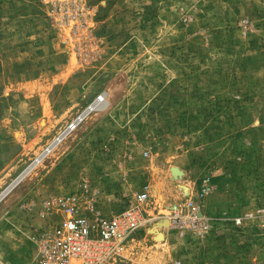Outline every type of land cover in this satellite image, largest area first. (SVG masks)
I'll return each instance as SVG.
<instances>
[{
	"label": "rangeland",
	"instance_id": "rangeland-1",
	"mask_svg": "<svg viewBox=\"0 0 264 264\" xmlns=\"http://www.w3.org/2000/svg\"><path fill=\"white\" fill-rule=\"evenodd\" d=\"M28 167L3 260L37 258L61 197L109 216L145 190L101 264H264V0H0V195Z\"/></svg>",
	"mask_w": 264,
	"mask_h": 264
},
{
	"label": "built area",
	"instance_id": "built-area-1",
	"mask_svg": "<svg viewBox=\"0 0 264 264\" xmlns=\"http://www.w3.org/2000/svg\"><path fill=\"white\" fill-rule=\"evenodd\" d=\"M83 117L77 124H69L67 129H73ZM147 199L145 190L136 192L120 209L106 216L90 203L82 209L76 197H61L57 206L64 218L58 226L40 233L39 254L29 264H73L75 260L83 264H101L107 261L118 245L149 220L142 208ZM191 215L195 222L196 209H192ZM0 264L13 263L0 258Z\"/></svg>",
	"mask_w": 264,
	"mask_h": 264
},
{
	"label": "bare ground",
	"instance_id": "bare-ground-1",
	"mask_svg": "<svg viewBox=\"0 0 264 264\" xmlns=\"http://www.w3.org/2000/svg\"><path fill=\"white\" fill-rule=\"evenodd\" d=\"M101 97V96H100ZM88 110L89 109H87L86 111H84L83 113H81L80 115H78L70 124H73V125H75V124H77V122L84 116L85 117V115L88 113ZM72 125V126H73ZM68 131H70V128L69 129H65V131H64V133H62L61 134V136L56 140V141H53L51 144H50V146H49V148L48 149H51V148H53L57 143H58V141H60L59 139H61V137H63L64 135H65V133L66 132H68ZM30 169H31V167H28L27 169H26V171H24V173H22L1 195H0V200H1V198L19 181V180H21L22 178H24L28 173H29V171H30ZM182 187H184V186H182ZM185 189H187L186 187H184ZM168 218V217H167ZM163 219L162 220V222H157L156 223V226L158 227V228H160L161 227V225H165V226H167L169 223H168V219ZM157 228V229H158ZM152 231V230H151ZM160 234V233H159Z\"/></svg>",
	"mask_w": 264,
	"mask_h": 264
}]
</instances>
